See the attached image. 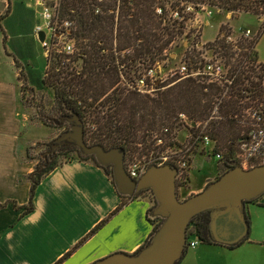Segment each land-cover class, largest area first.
Wrapping results in <instances>:
<instances>
[{
    "label": "trees",
    "instance_id": "1",
    "mask_svg": "<svg viewBox=\"0 0 264 264\" xmlns=\"http://www.w3.org/2000/svg\"><path fill=\"white\" fill-rule=\"evenodd\" d=\"M59 3L60 19L73 21L71 36L75 38L76 46L79 50L76 59L82 60L83 64L80 69H75V71H69V67L65 68L64 71L58 64L55 66L54 70L58 74L65 72L63 77L57 74L59 77H56L57 83L54 85L55 97L65 111V114L59 121L54 118L49 120V118L41 115L42 124L52 128L60 127L63 125L64 120H67L72 126V122L68 120L72 112L77 113L82 119L84 118L82 104L87 101V98L93 97L95 99L94 101H96L104 96L103 104L106 105L110 102L109 100H114L113 103L119 107L117 110L121 111L120 114L123 120L131 124H126V127L129 129L125 130V128L120 127L117 131L115 130L116 133L124 135H126L125 131L132 134L133 130L130 129H134L136 125L148 128L147 131L153 130L156 125H159L162 130L164 127H167V134H169V126H173L174 120L178 116L180 117L181 114H185L189 120L195 123H197L199 118L208 119L212 116L211 112L215 103L214 99L219 97L221 87L217 83L206 82L199 78H183L178 80L177 76V78L175 77L173 79L175 83L161 90L158 93V97L138 95L134 91L128 92V94L121 93L117 97V84L121 81L122 77L121 67L119 65L122 64L130 69L133 67L131 64L135 62V64L141 63L143 65L141 67L158 63L162 57L163 50L167 49L176 35L183 33L185 19L194 16L203 6L217 7L220 10L231 11L233 13L243 11L257 17L264 14V0H59ZM187 6H192L194 11L182 12ZM158 9H161V13L158 12ZM177 11L180 16H184L183 19L179 20L174 17V13ZM260 28L256 37L252 40H242L240 44H246L250 47L253 46L255 48L254 58L256 60V43L263 32L264 21L261 22ZM228 35L227 33H222L220 39L215 40L218 43H214L213 45H217L220 54L232 56L233 53L235 54L232 50L233 46L225 42V37ZM129 50L132 51V54L128 52ZM119 51L125 52L126 55L122 56L119 54ZM54 57L56 58L55 62L58 60L59 63H63L64 57H59V55H55ZM67 64L69 63H64L65 66H68ZM261 68L258 80L250 79V84L256 86V96H258L260 101H264V85L262 84L264 64L262 63ZM136 70H139L138 67ZM128 71L127 69L124 70L126 73ZM21 72L22 70L20 71L19 79L22 78ZM27 74L29 78L30 73L28 72ZM55 74L49 72L45 77L42 76L41 79L30 81L35 83L37 87H42L45 84L52 86L48 77H53ZM249 92L251 91L249 90ZM255 99V95L250 98V100ZM239 100L240 96L238 97L237 92H232V94L223 100L220 106L225 115L224 121L222 120L219 124V130L223 129L225 131L221 133L225 137H228L234 135L235 129L232 125H237L240 128L239 132H237L236 148H230L226 154H223V159H220L217 163L218 168H222L220 175L228 168L239 165V162L236 160L238 141L245 139L247 132L249 133L247 125L240 122L244 114L243 110L248 104L244 106L240 105ZM141 109L144 110L140 112ZM137 116H139L142 122H137ZM157 116L158 119L156 120ZM111 121L113 123L112 118ZM101 127L102 125L98 124V128L96 129H100ZM67 130L69 128L64 131ZM85 140L88 141L86 133ZM52 143H54V140ZM52 143H47V145L51 148ZM87 143L89 145L104 144L101 140H96L94 143ZM117 146H120L125 151V154L128 153L129 149L124 142L115 141L114 144L108 147L112 148ZM105 148L109 149L107 146ZM149 149L152 148L150 147ZM59 151L63 153H67V151L78 152L79 159L92 161L98 166H101L113 180L112 166L103 167V165L97 162L95 155L85 154L74 143L66 142L59 145L49 154L48 152H44L40 157H29V159H36L37 163L34 171L27 177L31 182V190L29 191V204L22 207L24 215L33 210L34 193L42 179L64 162H57ZM212 153L215 154L214 151ZM165 163L167 162L163 164ZM191 163L192 161L188 165V171ZM152 165H158V163ZM189 179L188 172V176L185 178L186 184H188ZM120 196L126 199L134 197L121 194ZM256 200L257 198L251 201ZM4 205L5 203H0V208ZM15 205L16 203L14 202ZM155 205H152L151 209H148L147 212L148 219L153 224V230L145 244L151 241L153 233L161 221L160 217H150V212ZM156 220L158 221L157 224L155 223ZM209 227L210 211H203L198 215L196 214L191 220L190 226H188V234L190 238L197 237L200 242L219 244V242L214 240ZM235 245H229V247Z\"/></svg>",
    "mask_w": 264,
    "mask_h": 264
},
{
    "label": "crops",
    "instance_id": "2",
    "mask_svg": "<svg viewBox=\"0 0 264 264\" xmlns=\"http://www.w3.org/2000/svg\"><path fill=\"white\" fill-rule=\"evenodd\" d=\"M36 26L32 32L39 40ZM256 51L264 64V29ZM12 63L16 77H0V203H5L0 208V264H91L115 252L136 253L151 236L147 212L153 204L144 197H121L114 181L92 161L70 159L53 169L35 190L33 210L23 214L31 190L27 177L37 163L29 159L28 149L30 143L44 142L30 138V127L53 128L32 123L19 79V65L27 63L15 57ZM221 171L217 166L215 174L193 187L189 169L180 199L200 193ZM245 211V239L233 247L200 242L186 249L179 264H264V195L246 202Z\"/></svg>",
    "mask_w": 264,
    "mask_h": 264
},
{
    "label": "rangeland",
    "instance_id": "3",
    "mask_svg": "<svg viewBox=\"0 0 264 264\" xmlns=\"http://www.w3.org/2000/svg\"><path fill=\"white\" fill-rule=\"evenodd\" d=\"M40 1H45L47 5L52 8L55 6V2L52 0H0V77H11L12 79L16 77L15 73L17 68L12 63L14 57L18 58V60H21L23 63L28 64L19 65L22 69L21 79L23 80V101L28 109L32 123L41 122L42 124L43 121L41 119V115L49 118V120L54 118L59 121L65 114V111L55 97L54 87L57 83L56 77L58 75L63 77L65 72L58 74L56 70H54L55 66L58 64L62 70L69 67V71H75V69H80L82 67L83 62L82 60L76 59L75 62H68V66H65L64 64L59 63L58 60L55 62V57H53L51 61L45 59L43 55V45L32 32L36 25L44 24L43 17L41 16L43 8ZM57 3L60 5L59 0ZM182 12L186 13V10ZM183 18V15L181 18L177 17V19ZM260 27L261 22L258 20L257 16H254L251 13L242 11L240 12V15L236 17L235 13L231 11L220 10V8L208 5L203 6L194 14V16L185 19V28L183 33L176 35L174 40L168 45L167 49L162 52V57L159 60L161 67V73L159 75L164 78L167 77L164 79L166 81L162 82L159 85V88H157L154 92L152 91L150 94L137 93L136 91L130 89L127 85V79H124L122 76L121 81L117 84L116 92L118 95L116 96L118 97L121 93L128 94V92L134 91L138 95H151L153 97H158V93L161 92V90L174 82L173 79L175 77H172V75L181 65V60L184 57L186 48H192V44L195 41L200 40L202 35L203 41L210 40L208 41V45H213L214 43H218V41L215 42V40L218 38L220 39L222 33L229 34L239 46L237 49L235 48V50L232 49L235 54L233 53L232 56H226L218 53V51H215L212 53V56L220 57L227 69L242 70L246 67L245 60L248 58V55H250L251 60H253L252 56L254 57L255 53V48L253 46L251 53L250 50L246 52L243 46H240L241 41L243 40L242 37L244 36L243 31L247 28H251L254 33L253 37H255L257 32L260 31ZM222 29L223 31H221ZM4 35L7 36V40L5 42ZM128 52L132 54L131 50ZM119 54L122 56L126 55L123 51H119ZM29 65L32 67L30 68ZM121 65L119 66L121 67ZM28 72L30 73L29 78L27 74ZM49 72L56 73L55 76L48 77L52 86L45 84L42 87H37L35 83L30 81L34 79H41L42 76L45 77ZM124 74L126 76L127 73L124 72ZM103 97L96 101H94L95 99H93V97H89L87 98V101L82 104V109L84 111V118L82 119L86 122L84 131L86 133V138L88 139L87 142L94 143L96 140H101L104 142L103 145L105 147L107 146V148H110L108 146L114 144L115 141L124 142L129 149L128 153L125 154V160L130 156L136 155L139 159L146 161L151 159L156 162H161L163 161L162 157H167L170 162H175V160L181 156H187L182 149L186 146L193 145V137L191 135L198 133L199 131L203 134L207 133L206 135L214 140L210 141L208 148L213 147L215 152L226 154L230 148H236L237 132H239L240 128L237 125H232L235 129L234 135L225 137V135L221 133L225 131L223 129L219 130V124L222 120L224 121L225 116L224 111L220 108L218 115L215 114L212 119H210V117L208 119L199 118V120H197L199 125L196 127H191L192 124L190 121L178 116V118L174 120L173 126H169V134L165 135L166 144L157 148V156L151 158V149L149 148L150 146L155 145L157 138L162 136V128L159 125H156L153 130L151 129V131H147L148 128L136 125L134 129H130L133 130L132 134H129L126 131V135L116 133L120 127L125 128V130L129 129L126 127L128 122L123 120V117L120 114L121 111L117 110L119 107L113 103L114 100H109L110 102L104 105ZM214 100L216 101L217 98ZM143 110L144 109H141L140 112ZM213 110L214 107L211 112L212 115ZM111 118L113 119V123ZM157 119L158 116L156 117V120ZM137 122H142L139 116H137ZM62 124L63 125L60 127H53V135L50 133L53 131L47 127H30V138H38L44 142L36 141L34 143H30L28 149L29 157H40L42 153L48 152L51 148L47 145V143L51 144L53 140L58 138L64 130L68 128L70 129L71 127V123H68L67 120H64ZM98 124L102 125L100 129H96L98 128ZM238 125L242 127L240 123H238ZM187 136L189 137L187 138ZM195 153H199L201 155H198L195 158L194 163H192L189 168L191 174L190 181L191 186L199 187L208 176H212L216 173L219 159L215 155L209 156L208 152L202 148L201 144H197V147H194L193 153L189 156L190 161L193 160ZM57 157V162L61 163L69 159H79V154L76 151H67V153L59 151V155ZM187 176L188 168L185 170L184 175L176 178L179 198L180 196L183 197L186 194L181 187L183 188L187 185V182L185 181ZM152 193L153 192L150 189H147L135 196L148 198L152 204L155 205L156 199ZM157 222L158 221L156 220L155 223L157 224Z\"/></svg>",
    "mask_w": 264,
    "mask_h": 264
},
{
    "label": "water",
    "instance_id": "4",
    "mask_svg": "<svg viewBox=\"0 0 264 264\" xmlns=\"http://www.w3.org/2000/svg\"><path fill=\"white\" fill-rule=\"evenodd\" d=\"M239 15L240 12L235 13L236 17ZM38 38L44 40L43 31L38 33ZM68 120L72 126L54 139L52 149L71 140L83 153L95 155L103 167L112 166L113 181L121 195L135 196L150 189L156 199L150 216L161 218L151 241L138 252H115L91 264H177L187 249L188 226L193 217L203 211H210L209 229L215 241L234 245L247 237L245 203L264 195L263 164L250 169L241 165L228 168L200 193L182 200L178 197L179 169L176 166L150 165L136 180L124 167L125 151L120 146L106 149L102 144L88 145L81 117L72 112Z\"/></svg>",
    "mask_w": 264,
    "mask_h": 264
},
{
    "label": "built area",
    "instance_id": "5",
    "mask_svg": "<svg viewBox=\"0 0 264 264\" xmlns=\"http://www.w3.org/2000/svg\"><path fill=\"white\" fill-rule=\"evenodd\" d=\"M55 2L54 8L49 7L45 1H40L42 6L41 16L43 17L44 24H39L36 26L35 34L38 37L40 31L44 32L45 38L41 41L43 45V50L46 56V60L51 61L55 55L63 58V63L75 62L76 55L79 52L76 46L75 38L71 36L73 29V21L60 19L58 0H52ZM186 11L193 12L194 8L192 6H187ZM161 13V9H158ZM174 17L181 18L179 12L174 13ZM260 22L264 21V14L257 17ZM180 20V19H179ZM258 33V32H257ZM245 39H253V31L251 28H247L243 31ZM224 36V35H223ZM253 37V38H252ZM256 37V36H255ZM225 42L227 44H232L233 49H237L239 46L235 43L234 39L228 35L225 37ZM209 42L203 43L200 40L195 41L192 44V48L187 49L184 53V57L181 60V65L174 72L172 77L178 76V80L183 78H199L206 82L217 83L221 87L220 95L214 103L213 115L210 116L212 119L215 114L218 115L220 106L232 92H237L238 97L240 96V105L248 106L243 110L242 120L240 121L244 125H247L249 133L247 132V137L245 139H240L238 141V150L236 153V160L244 168L250 169L257 165H264V101H260L258 96H256V86L250 84V79L257 81L258 75L261 72V63L256 60L253 56L252 59L250 55L245 60L246 67L242 70H230L226 68L225 64L222 62L221 58L218 56L213 57L212 53L218 50L217 45H208ZM245 45V46H244ZM243 46L246 52L252 48L246 44ZM62 59V58H61ZM136 63V62H135ZM131 64L132 68L121 65V73L123 78L127 79V85L130 89L136 91L137 93H148L154 92L158 86L166 81L167 77L160 76L161 67L159 62L155 65H150L147 67L143 66L141 63ZM138 67L139 70H136ZM129 70L125 76L124 70ZM243 82V83H242ZM175 83V82H173ZM171 83V84H173ZM264 85V80L263 83ZM251 92H249V90ZM255 95V100H250L251 97ZM264 95V94H263ZM185 120L190 121L191 127H196L199 125L191 120H189L185 114H181ZM83 120V119H82ZM84 126L86 122L83 120ZM206 128V125H205ZM168 132V128L164 127L162 130V136L157 138L155 145L150 146L151 158L157 156L156 149L164 146L166 144L165 135ZM207 133L203 134L201 131L192 134L193 145L186 146L182 150L187 156H181L175 162H170L167 157H162L163 161L156 162L155 160H141L136 155L130 156L124 161V167L126 171L135 178L136 180L143 176L148 167L154 163L158 165L167 162L171 165L176 166L179 169L178 177L184 175L185 170H187L190 163L189 156L193 153L194 147L197 144H201L202 148L208 152L210 155H215L219 160L223 159V154L215 152L213 147L208 148L210 141L212 140ZM189 136H187L188 138ZM214 151L215 154L212 152ZM148 156V155H147ZM178 156V155H176ZM189 235V234H188ZM200 243L197 237L190 238L187 242V247L193 248Z\"/></svg>",
    "mask_w": 264,
    "mask_h": 264
},
{
    "label": "flooded vegetation",
    "instance_id": "6",
    "mask_svg": "<svg viewBox=\"0 0 264 264\" xmlns=\"http://www.w3.org/2000/svg\"><path fill=\"white\" fill-rule=\"evenodd\" d=\"M84 136H85V132H84ZM66 142H67V143L69 142V143H72V144L74 143V142H72L71 140H67V141H65L64 143H66ZM64 143H62V144H64ZM60 145H61V144H60ZM93 145H94V144H93ZM52 151H54V150H53L52 147H51V149L48 151V154L51 153Z\"/></svg>",
    "mask_w": 264,
    "mask_h": 264
}]
</instances>
